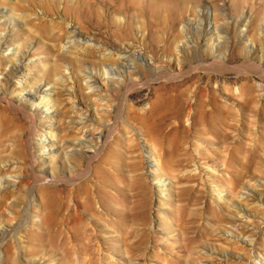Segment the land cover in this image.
I'll list each match as a JSON object with an SVG mask.
<instances>
[{
  "label": "rangeland",
  "instance_id": "obj_1",
  "mask_svg": "<svg viewBox=\"0 0 264 264\" xmlns=\"http://www.w3.org/2000/svg\"><path fill=\"white\" fill-rule=\"evenodd\" d=\"M216 24H227L220 46ZM70 25L77 35L69 36ZM260 29L264 0H0V77L16 48L17 57L27 52L31 61L23 64L21 78L10 77L6 93L0 88V264H264V205L247 200L250 191L264 199L257 185L264 182ZM185 40L192 45L187 54ZM101 44L112 52H135L149 67L169 72L182 60L188 70L192 57L212 60L211 44L227 53L228 65L196 69L170 82L144 83L140 77L127 103L118 93L113 103L97 102L86 89L85 73L91 69L114 81L101 64ZM20 84L51 91V98L36 97L41 101L31 107L42 136L30 132L22 109L12 108ZM103 85L97 89L113 92ZM211 95L219 98L220 110L207 104L212 114L199 118V100ZM76 100L82 113L72 110L69 101ZM54 107L60 116L43 117ZM90 113L97 123L69 122ZM51 122L54 134L82 139L89 133L98 148L92 161L80 160L78 182H35L33 169L49 172V166L33 168L25 143L32 135L37 161L46 159L59 147L39 143L56 140L47 134ZM150 148L162 170L152 169Z\"/></svg>",
  "mask_w": 264,
  "mask_h": 264
},
{
  "label": "bare ground",
  "instance_id": "obj_2",
  "mask_svg": "<svg viewBox=\"0 0 264 264\" xmlns=\"http://www.w3.org/2000/svg\"><path fill=\"white\" fill-rule=\"evenodd\" d=\"M11 17H9V18H11ZM118 20L120 21L121 20V17H119ZM241 20L244 23V25H246V23L248 22V20L245 17L242 18ZM200 26H201V23H200ZM200 26L198 28L196 27V30H195L196 31V35L198 37H200V35L202 33L201 32V27L202 26L201 27ZM69 31L71 33V35L68 34L69 36H74V35H77V33H78L77 30H76V28L73 27V26H71V25H70ZM183 31H184V29L181 28V32L182 33H183ZM215 31H216L217 34L214 35V33H212L211 37H213V35H214V39H215V37H217V41L216 42H217L218 46H220L221 45V42H220L219 39H221V37L223 35L227 38V36H226V31H228L227 30V24L226 25L225 24H216L215 25ZM241 31H242V33H245V31L243 29H241ZM261 33L262 34L264 33L263 29L261 30ZM78 36H76V37L78 38ZM211 37H210V39H211ZM71 39L72 38H70V40ZM1 42L2 41L0 40V48L3 47L1 45ZM85 43H87L89 46H93V47L95 46V43L89 42V40L85 41ZM191 46L192 45L189 44V43H187L186 40H185L184 41V44L182 46V50H184V53L186 52V54H187V52H190ZM98 47L102 49V57H103L104 60L105 59L112 60V61L109 60V62L103 60L101 62V64L105 68V70H109V73H107V74L112 75V78H114V81L113 82H110L109 80L105 79L103 77V75L101 77L95 76L94 72L91 69H89L85 73L84 79L87 78V81L90 83V84H88L86 86V89H89V91H91V97H93L94 99H96L97 102H102L103 101L105 103H111L112 102V97H114L113 95H115V93H118V94H120V99L122 100V102L127 103L129 101V99H130V97H129L130 92L133 89H135V88H137L139 86V82H138L139 79L138 78H140V77L145 78L144 83H149V82H154V81L157 82L159 80H169V82H170V78H173V77L177 78V76L182 77V76H185V75L191 76L190 73L191 72L194 73L193 72L194 70L196 72V69L197 70L198 69H201V70L203 69L204 71H207L208 69H213V68H217V67H222V68L224 67V68H226V64H227V63H225L227 53L225 51H223V52L217 51L216 49L213 48V46L211 44H209V50H210V54H211V56L213 58L212 60L206 61V60H204V59H202L200 57H196L195 59H193V57L191 56L192 57L191 60L193 59L192 61L190 60V62H189L191 65L188 66L189 67L188 70L187 69L184 70V68H185L184 67V61L182 60V62H181L179 60V58H178V61H180L179 62V67H178L177 70H174L173 72H169L167 70L161 71L159 68L149 67V65H147V59L144 56H141V55H139V54H137L135 52H125L124 50H121V49L120 50H117V52H112V51L108 50V48L102 46V44L101 45H98ZM244 47H248V43L247 42L244 44ZM7 50H10V49H7ZM19 52H20L19 48H16V53H11V54H8V56H6L8 58V60L9 61L10 60L13 61V63L11 64L9 62L10 64L9 63L6 64L5 68H3L4 69V75H2V77H0V88H2L4 90V93L7 92V85H8V80L10 79V77H12V76H18L20 74H26V72H25V68L26 67H24L23 64L24 63H27L26 65H28V63L31 62L29 60V57L27 56L28 55L27 52H25L24 54L22 53V54L18 55V57H17V54H19ZM151 62H153V59H151ZM256 68H257L256 71L258 72V75L259 76H264V66L259 65V66H256ZM224 70H226V69H224ZM224 70H222V71H224ZM133 72L136 73V76L135 77L133 75H131V73H133ZM208 74H210V73H208ZM18 77H20V76H18ZM60 77L62 79H67V77H64L63 75L60 76ZM34 80L35 79H33V82H34ZM173 80L175 81V79H173ZM28 81H29V79H28ZM99 82L102 83V84H104L103 86H105V85H108L110 87L113 86L112 89H111L113 92L112 93H108L107 90H103V89H100V88H99L100 90H98L97 89V86L99 85ZM165 82L163 81L164 84H165ZM29 83H30V81H29ZM32 84H34V83H31V85ZM54 84L56 86L57 85V82L55 81ZM257 85L259 86V84H257ZM233 90H236V89L233 88ZM259 91H261V89ZM16 93L18 94V97H16L14 99V104L15 103H17V104L15 106L13 104V106H12V103H11L10 105L12 106V108L14 110H19V111L21 109L23 110V112L25 114V117H27V120L29 121V126H28L29 127V130H30V132L34 136L35 135L42 136V134H40L38 132V128H36V123H37L36 113H34L31 110V107L32 106L36 107V105H38L39 102L41 101L40 100L41 98H44V97H47V98L50 97L51 98L52 96H49V95H51V91L48 90V87H43V86L37 85V84L31 90H25L24 85H21L20 84V85L17 86V92ZM262 94H263V92H262ZM36 97H39L40 99L37 101L36 100ZM204 99L201 98L199 100V102H198V114H199V118H206L207 119V118L210 117V116H208L209 113L212 114V111L210 112V109H206L207 104H209L210 107L213 110L214 109L220 110L221 103L219 101V98L216 95H211L209 97L208 101H205ZM69 103L73 107L72 110L74 112H76L77 114L78 113H82L84 111V109L80 106L79 101H77V100L76 101H69ZM96 103L94 104V106L96 108H98V106L96 105ZM119 108H121V107H119ZM91 113L89 115H84V117H82V118H78V117H77V119L76 118L75 119L74 118H71L69 120V122H71V125H74L75 123L76 124H81V123H84L85 124L86 123L85 124V127L87 126L88 123H91V122L97 123V122H95L94 117H93V115ZM108 113L110 114V111H108ZM155 113H156V111L154 110L153 103H152L151 104V117H154ZM61 114H62V112H60V110H58L57 108L54 107V108H52L49 111V113L47 114V116H43V117H46L49 120H53L57 115L60 116ZM122 115H123V113H120V116H119L120 121L121 120H124V115H123V117H122ZM189 116H190V114H189ZM189 116L187 114V117H186V120L185 121H188ZM98 121L100 122L98 125H101V122H102V124H103V122H105V121H102V120H98ZM50 125H51V127H49V131H48L47 134L50 137L55 136L56 140L55 141H51V140H49V139L46 138L47 142L46 141H44V142L43 141H39V143L41 144L42 147L45 146V143H49L51 146L54 143H57L59 145V147L57 149H52L49 152H47L46 153V155H47V158L46 159L45 158H42V159L39 158L38 161H37V158L38 157L36 158L35 155H34V152H33V144H32L33 143V139L31 138L33 136L31 135L30 138H28V137H27L28 139L26 138L27 141H26L25 144L28 147V150H27L28 153L26 151L25 152H26V154H28V157L31 159V163H32L31 165H32V167L34 168V166H37L38 165L37 163H44V164L47 163L48 166H49V172H47V170H45V169H39V168H38V170L33 169L34 170L33 175H36V178H34L35 179V182L37 180L38 181H41L42 180V182H43V179H47L50 182H54V183H59V182L64 181V182H67L69 184H73V182H76L78 180L79 176H81V174L83 172V169L80 166V160L82 158H85V159L86 158H88V159L91 158L92 159V158L96 157L97 154H98V152H99V151H97L98 148L96 147V145H93L91 143L92 138L90 137L91 134H89V133H88V135L87 134L86 135L84 134V138L78 139V137L76 138L75 136L74 137H69L70 135L69 136H65L63 134H54V131H55L54 129L57 128V126H55L52 122L50 123ZM114 125H116V124H114ZM89 127H87L86 129H88ZM83 128H84V125H83ZM75 130H78V129H75ZM89 130H91V129L89 128ZM91 131H88V132H91ZM73 132H74V130H73ZM31 133H29V135ZM76 133H78V132H76ZM76 133L75 134H71V135H76ZM92 142H93V140H92ZM96 142H99V141H96ZM99 146H100V144H99ZM84 147L90 149L89 151H91V153H88L85 150H83ZM100 148H102V147H100ZM153 150L154 149H151V158L150 159L155 160V163L156 164L154 163V165H153V163L151 162L150 165H151L152 169H154V170L155 169L162 170L161 165H160V160H159L158 157L155 156V154L153 153ZM12 163H15V164L18 163L19 164V161L18 160H14ZM62 167L64 168V171H61V168ZM192 169H197V168L196 167H192ZM36 171H39V172L36 173ZM88 171H90V170H88ZM45 174H46V176H44ZM47 183H48V181H47ZM8 185L11 186L10 184H8ZM257 185L260 186L262 189H264V182H259ZM31 195H33V193ZM249 195L250 196H249V198H247V200H251V201H254V202L262 201L258 205H264V199L263 198L261 199L260 197H258L255 194V192L250 191ZM23 199H25V198H23ZM31 201H33V200H31ZM21 202L23 203V201H21ZM29 202L26 203V204H29ZM233 203H234L233 206L239 207L238 204H237V202L234 201ZM7 211H9L10 213L13 212L12 210H7ZM15 214L14 215L17 216V213H15ZM18 215H19V213H18ZM11 220H13V219L11 218ZM7 223H8V220H7ZM12 223H14V220H13ZM19 224H20V222H19ZM13 225H15V224H13ZM17 226H18V224L16 225V227ZM5 227H6V224H5ZM4 231H6V229ZM253 259L254 260L257 259V261H259L258 258L255 255L253 256Z\"/></svg>",
  "mask_w": 264,
  "mask_h": 264
}]
</instances>
